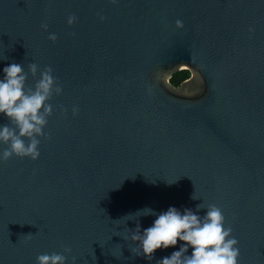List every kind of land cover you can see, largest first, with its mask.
Returning a JSON list of instances; mask_svg holds the SVG:
<instances>
[{
  "label": "water",
  "instance_id": "obj_1",
  "mask_svg": "<svg viewBox=\"0 0 264 264\" xmlns=\"http://www.w3.org/2000/svg\"><path fill=\"white\" fill-rule=\"evenodd\" d=\"M0 59V78L36 63L64 89L39 161L0 163V264H157L183 242L149 261L115 235L136 222L113 221L203 203L223 210L238 264H264V0H0Z\"/></svg>",
  "mask_w": 264,
  "mask_h": 264
},
{
  "label": "clouds",
  "instance_id": "obj_2",
  "mask_svg": "<svg viewBox=\"0 0 264 264\" xmlns=\"http://www.w3.org/2000/svg\"><path fill=\"white\" fill-rule=\"evenodd\" d=\"M110 2L117 4L119 0ZM105 19L101 17V20ZM77 21L76 15L67 18L70 27ZM176 24L183 27L181 20H177ZM41 27L43 31L49 32L50 41L58 40V36L49 31L47 23ZM249 31L253 32L254 29L250 28ZM3 73V78H0V116H6L10 124L0 125V163L13 158L37 162L41 157V139H51L45 132L49 118L54 114L51 101L54 96L63 95L64 89L50 66L41 72L36 63H31L26 72L24 65L12 63L4 67ZM29 73L34 79L39 76L34 87L28 86ZM61 111L67 114V109L62 106ZM79 113V107L73 106V117H78ZM192 199L198 198L194 195ZM202 209H206V214L198 215ZM146 216H154L155 220L150 227L142 230L139 218ZM122 220H126V225L130 220L136 222L135 230L126 227L125 235L115 234L134 242L135 246L130 247V251L135 256L151 261L158 250L175 248L178 242H183L179 250L158 260L157 264H238L239 241L234 237L232 227L227 224L223 210L215 204L207 207L204 203L199 204L195 211L189 208L181 211L170 206L160 213L145 207L113 222ZM190 248L191 255H188ZM64 253L70 254L71 249L65 248ZM76 261L74 258L72 264H76ZM37 264H68V256L56 252L45 253L37 257Z\"/></svg>",
  "mask_w": 264,
  "mask_h": 264
},
{
  "label": "trees",
  "instance_id": "obj_3",
  "mask_svg": "<svg viewBox=\"0 0 264 264\" xmlns=\"http://www.w3.org/2000/svg\"><path fill=\"white\" fill-rule=\"evenodd\" d=\"M191 77V72L188 70H183L178 72L171 79V84L175 87H179L184 81Z\"/></svg>",
  "mask_w": 264,
  "mask_h": 264
}]
</instances>
